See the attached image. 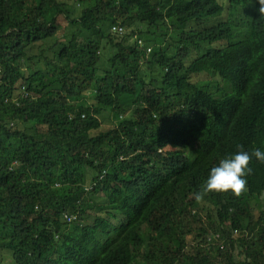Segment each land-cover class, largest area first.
<instances>
[{
    "label": "trees",
    "instance_id": "obj_1",
    "mask_svg": "<svg viewBox=\"0 0 264 264\" xmlns=\"http://www.w3.org/2000/svg\"><path fill=\"white\" fill-rule=\"evenodd\" d=\"M258 8L0 0V253L14 264H264V206L251 207L264 163L253 157L239 197L195 199L237 145L264 151ZM134 24L130 35L112 32ZM149 36L162 45L148 57L136 38ZM109 116L115 125L102 131Z\"/></svg>",
    "mask_w": 264,
    "mask_h": 264
},
{
    "label": "clouds",
    "instance_id": "obj_2",
    "mask_svg": "<svg viewBox=\"0 0 264 264\" xmlns=\"http://www.w3.org/2000/svg\"><path fill=\"white\" fill-rule=\"evenodd\" d=\"M257 2L259 4V8L257 9L258 14L260 16H264V0H257ZM127 28L130 27L116 28L114 26L112 27V32L116 35L123 36ZM136 41L138 42L140 47H143L145 45L143 39L136 38ZM150 51L151 49L148 48V57ZM253 157L258 162L264 163V151L256 148L252 150L251 153H249L248 151L244 150L242 145H237V151L234 155L220 159L218 165L211 168L210 174L205 184L203 185L201 190L195 194V199L197 201H202L205 195L213 192L227 193L231 191L237 197L242 195L247 190V177L253 171L250 167ZM102 218L110 220L115 225L118 224L116 220L110 219L106 215ZM66 220L71 224L77 220V217L73 215H67Z\"/></svg>",
    "mask_w": 264,
    "mask_h": 264
},
{
    "label": "rangeland",
    "instance_id": "obj_3",
    "mask_svg": "<svg viewBox=\"0 0 264 264\" xmlns=\"http://www.w3.org/2000/svg\"><path fill=\"white\" fill-rule=\"evenodd\" d=\"M67 3L69 5H71V4L74 3V0H67ZM58 23H59L58 24L59 25V30H58L59 32L57 34V38L60 39L61 41H63V37L65 36V32H66V29H67L68 25L66 24L65 18L63 16L58 19ZM136 27H137V25H134V26H132L130 28H127L124 35H130L131 32L135 31ZM63 33H64V36H63ZM117 36H121L122 37V35H117ZM142 39L144 40V43H146V45L149 48L153 49V52H155L162 45V44H159V43L156 44L155 42H149V40L151 39L150 36L147 37V38H142ZM129 43L133 45L134 44V40L133 39L129 40ZM37 47L39 48V44L37 45ZM174 50L175 49H171L170 53H173ZM33 53L36 54V51H34ZM104 59L105 60L109 59L108 53H106L104 55ZM41 67H42V65L39 63V61H36L35 68L40 69ZM100 70L101 71H106L107 68L105 67L104 64H102L100 66ZM25 71L28 72V69H25ZM151 75H152V78L154 80H158V81L160 79H162V77H163L161 75V73H159L157 71V69H154ZM204 76H201L199 79H204ZM223 86H225V85L224 84L222 85V83L220 82L218 77H216L215 75L212 76L211 91H213V93L216 94L217 98H221L222 97L221 96V92H220V88L223 87ZM102 124H103L102 131L110 130L115 125L114 118L112 116L102 118ZM259 200H260V204L259 205H257L255 202L251 204V207L254 210L256 215H259L261 213L262 209H263V206H264V194L262 195V197H259ZM95 201L97 203H99L100 206H102V203H105V201H106L105 200V196H101L98 199H96ZM98 216L105 217V213L104 212H99ZM0 264H14L11 254L10 253H8V254H1L0 253Z\"/></svg>",
    "mask_w": 264,
    "mask_h": 264
}]
</instances>
